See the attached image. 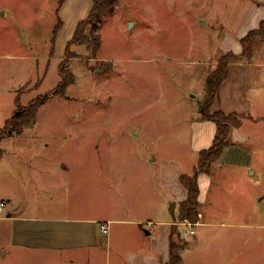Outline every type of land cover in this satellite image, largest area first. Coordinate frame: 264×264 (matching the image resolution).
<instances>
[{
	"label": "rangeland",
	"instance_id": "obj_1",
	"mask_svg": "<svg viewBox=\"0 0 264 264\" xmlns=\"http://www.w3.org/2000/svg\"><path fill=\"white\" fill-rule=\"evenodd\" d=\"M254 3L264 6L259 0H118L96 32L100 48L93 51L89 26V46L73 45L67 56L92 0H0V128L17 110V99L21 109H27L49 96L36 121L22 134L4 138L0 150L11 144L50 145L67 160L79 158L78 151L64 148L84 145L90 150L80 151L89 159L92 176L101 177L105 166L121 170L127 192L129 170L140 169L131 166L134 159L152 153L148 158L157 159L155 167L178 158L189 163L190 120L201 119L209 74L221 57L233 53L221 50V40L239 45L250 33L249 25L260 17ZM59 19L64 25L54 45ZM64 62L76 81L63 94L55 93ZM241 62L264 63V38ZM256 122L264 129V118ZM96 146L108 149L97 151ZM251 151L257 162H264V143ZM25 153L31 157L33 151ZM257 178L255 185L262 189L264 173ZM89 186L94 205L97 188L92 181ZM262 200L264 204V195ZM263 204L258 208L260 221ZM58 258L41 257L42 264H58ZM11 264L33 262L15 259Z\"/></svg>",
	"mask_w": 264,
	"mask_h": 264
},
{
	"label": "crops",
	"instance_id": "obj_2",
	"mask_svg": "<svg viewBox=\"0 0 264 264\" xmlns=\"http://www.w3.org/2000/svg\"><path fill=\"white\" fill-rule=\"evenodd\" d=\"M254 7L260 17L247 33L264 21V6L254 3ZM220 47L225 53H243L241 43L226 38ZM218 110L244 116L243 123L232 131L236 145L224 151L211 174L199 177L202 217L196 235L189 236L177 225L189 243L181 264H264V220H259L258 211L264 186L261 189L254 182L263 175L264 162H257L251 151L264 143V129L256 122L264 118V63L230 65L212 113ZM190 122L189 163L178 158L155 167L157 159L148 158L152 153L134 159L131 166L140 169L129 170L128 192L121 170L105 166L101 177L92 176L83 152L90 147L83 149L84 145L64 148L78 151L79 158L67 160L50 145L11 144L1 150L0 199L6 205L0 209V264L15 259L42 264L41 257H59L58 264L169 263L173 226L178 223L171 205L188 198L181 176L193 174L200 152L212 146L217 133L212 121ZM103 146L95 150L108 149ZM25 150L33 151L31 157ZM90 181L97 188L94 205H90L94 203ZM99 181L103 187H97ZM103 224L109 226L107 234Z\"/></svg>",
	"mask_w": 264,
	"mask_h": 264
},
{
	"label": "trees",
	"instance_id": "obj_3",
	"mask_svg": "<svg viewBox=\"0 0 264 264\" xmlns=\"http://www.w3.org/2000/svg\"><path fill=\"white\" fill-rule=\"evenodd\" d=\"M93 7L88 18L79 23L74 33L72 41L68 44L66 49L67 56H70L71 47L81 46L89 43L87 27H91L94 42L93 51L96 52L101 46V37L96 32L102 24L103 17L110 15L114 12L118 0H92ZM63 21L59 19L58 24L53 31V44L55 45L56 39L63 28ZM260 38H264V21L261 22L260 27L252 30L245 38L241 40L243 47L242 55L229 53L219 59L218 65L213 70L206 82V94L203 102L201 103L200 115L203 121H212L217 126V133L212 146L209 149L202 150L199 154V162L192 175L181 176V184L188 193V198L179 203L171 205V214L176 219L175 221L183 222H197L199 220L198 206H199V177L201 174H211L214 164L221 158L224 151L236 145L232 140V131L234 128L241 126L244 116L239 114L227 115L223 110H218L212 113V107L220 98L221 87L229 77V67L233 63H241L244 57L249 55L250 49L253 44ZM89 46V44H87ZM54 49L52 54L54 56ZM65 62L60 65V74L62 81L58 85L55 93L63 94L67 88L73 85L76 81L75 76L70 69L65 66ZM49 100V96L45 95L35 100L27 109H21L19 100L17 99V110L13 116L7 121L3 128H0V143L4 138L13 137L22 134L31 123L36 121L40 108L45 105ZM1 155V150H0ZM177 211V212H176ZM184 228V227H183ZM189 243L182 238V231L175 225L171 235V257L167 264H181L182 255Z\"/></svg>",
	"mask_w": 264,
	"mask_h": 264
},
{
	"label": "built area",
	"instance_id": "obj_4",
	"mask_svg": "<svg viewBox=\"0 0 264 264\" xmlns=\"http://www.w3.org/2000/svg\"><path fill=\"white\" fill-rule=\"evenodd\" d=\"M5 202L3 200L0 199V209H3L5 207ZM199 220L197 222H190V221H183V222H178L176 225H182V227H184L186 229V233L189 236H195L196 235V229L195 227L199 224V221L202 217V215L199 213L198 214ZM101 229L104 233H108L109 232V226L108 224H103L101 226Z\"/></svg>",
	"mask_w": 264,
	"mask_h": 264
},
{
	"label": "water",
	"instance_id": "obj_5",
	"mask_svg": "<svg viewBox=\"0 0 264 264\" xmlns=\"http://www.w3.org/2000/svg\"><path fill=\"white\" fill-rule=\"evenodd\" d=\"M131 26H132V24H131ZM102 69H100V71H101Z\"/></svg>",
	"mask_w": 264,
	"mask_h": 264
}]
</instances>
